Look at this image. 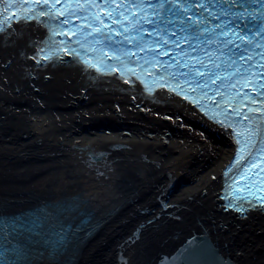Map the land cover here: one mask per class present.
<instances>
[{
  "label": "bare ground",
  "instance_id": "1",
  "mask_svg": "<svg viewBox=\"0 0 264 264\" xmlns=\"http://www.w3.org/2000/svg\"><path fill=\"white\" fill-rule=\"evenodd\" d=\"M24 17L0 23V215L45 208L69 228L58 261L30 263L115 264L117 241L146 220L139 210L158 212V198L182 207L162 236L200 227L231 261L264 264V207L224 197L232 132L164 88L51 51L48 18ZM106 143L130 149L112 153L95 184L67 148Z\"/></svg>",
  "mask_w": 264,
  "mask_h": 264
},
{
  "label": "water",
  "instance_id": "2",
  "mask_svg": "<svg viewBox=\"0 0 264 264\" xmlns=\"http://www.w3.org/2000/svg\"><path fill=\"white\" fill-rule=\"evenodd\" d=\"M129 149V145L122 143H106L100 146L71 144L67 148L68 151H71V156L76 159L75 163L80 166L82 171L86 172V175L95 184L105 183L109 178L108 173L113 169L111 165L113 160H111L110 155L117 151ZM154 202L158 212L149 213L146 208L139 210V216H148L146 220L135 224L125 236L117 241L113 251L115 264H172L173 261L175 264H239L222 255L218 244L205 231H201L200 227L198 230L188 228L175 230L169 235L162 236L161 229L166 228L168 224L180 222V217L176 213L182 207H179V204H168L158 198ZM174 208L176 210L172 211ZM85 219L86 217L81 220V223ZM138 229L139 232L137 233ZM156 232L160 234V237L155 238L153 234ZM68 237L69 228L61 243L45 255L58 261L64 251L63 247L68 241ZM143 239L148 240L149 245L152 246V251L146 252L141 247L140 244ZM155 239L156 242H153L152 240ZM141 248L144 255H139L136 257L138 261L132 263L130 259L136 253L139 254ZM41 255L43 254L41 253Z\"/></svg>",
  "mask_w": 264,
  "mask_h": 264
},
{
  "label": "snow or ice",
  "instance_id": "3",
  "mask_svg": "<svg viewBox=\"0 0 264 264\" xmlns=\"http://www.w3.org/2000/svg\"><path fill=\"white\" fill-rule=\"evenodd\" d=\"M130 3L140 5L141 3H147L149 5L155 3V5L160 9V15L161 19L159 22H166L167 24L171 25L172 21L168 19V16H175L178 18V22L180 25V31L187 34V37L195 40H200L201 35L206 31V28L204 27V22L208 21L209 17H204V21H200L199 17L203 15V12L195 13L196 16L195 20H189L188 13L191 12L193 7H196L197 5L204 9L209 10L213 5H217L221 8V12L217 16H213L212 19H219L220 15H226L228 13L232 12L231 7H224L225 5H236L239 8H244L247 10L248 6L251 5H260L262 9H264V0H130ZM54 7V5H53ZM37 9H40V6L37 5ZM49 14H51V8L48 9ZM257 9L252 8V12L255 13ZM34 15V13L32 14ZM209 15L211 13L209 12ZM31 16H25L24 19H30ZM244 19L243 15H234V18L228 22V24H231L233 27H236L237 20ZM248 19L251 21V24L245 23L243 25L242 31L247 34L251 32L253 35H255L257 32L264 31V13L261 15H252L248 17ZM149 23H154L155 21H148ZM158 23V22H157ZM228 24L225 25V28L228 27ZM219 27V25H217ZM4 31V28L0 26V32ZM223 32V30H222ZM221 33H214L215 35L219 36L222 35ZM103 33H101L102 35ZM175 35V32L172 33ZM240 39V43H235L231 38L225 39L223 41V44L226 48H228L229 58L228 62L224 65V67H228V65L234 66V75H241L243 76L245 73L244 71L240 70V67L237 64L238 60H244L245 63L252 60L251 56L246 55V53L249 51V46H254L253 41L251 39L244 41L243 37H238ZM167 41H165L166 43ZM204 43H207V41H203ZM231 45V47H229ZM137 46L139 47V42H137ZM235 49V51H233ZM221 55H223V51L221 50ZM211 59V57H209ZM201 67H204L203 62H201ZM215 68H220L221 65L217 64L214 65ZM199 71V70H197ZM207 72V76H205L203 73L200 74V79L196 80L195 88H193V91H195L197 88L201 90V95H207V92L204 91V87L209 84V81L218 77V73L214 71H210L205 69ZM182 75H187V73H182ZM248 75H251L250 69L248 70ZM225 79L229 78H220V85H217L216 89H213V91H216L220 88L221 85L224 84ZM259 87L264 88V85H260ZM180 94V93H178ZM260 96H264V92H258L257 93ZM224 102L223 95L221 96V100L217 101V105ZM234 111H236L234 109ZM249 111H252L251 108H249ZM250 123L248 126L244 128V131L240 133L239 135H243V140H237V143L241 145V148H238V155L233 160V164L236 163V159L239 158V153L242 148H249L247 155L249 157L255 158V153H261L264 154V117L259 118L260 122L256 123L255 121L258 119L257 117H248ZM246 133L247 135H244ZM229 171H231V166L229 167ZM225 175H227V172H225ZM139 232V229L137 230V233ZM191 243V242H190ZM0 249H3V245L0 244ZM8 249H3V251H0V264H18L17 260L10 259L8 256ZM13 254H19V249H12L11 250ZM172 264H175V261L172 262Z\"/></svg>",
  "mask_w": 264,
  "mask_h": 264
},
{
  "label": "rangeland",
  "instance_id": "4",
  "mask_svg": "<svg viewBox=\"0 0 264 264\" xmlns=\"http://www.w3.org/2000/svg\"><path fill=\"white\" fill-rule=\"evenodd\" d=\"M232 151H233V149L231 150V152L230 153H232ZM44 206V205H43Z\"/></svg>",
  "mask_w": 264,
  "mask_h": 264
}]
</instances>
